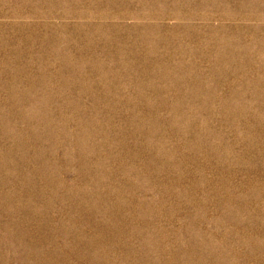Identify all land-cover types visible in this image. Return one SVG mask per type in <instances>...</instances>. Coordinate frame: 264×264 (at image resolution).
Masks as SVG:
<instances>
[{
    "label": "rangeland",
    "instance_id": "obj_1",
    "mask_svg": "<svg viewBox=\"0 0 264 264\" xmlns=\"http://www.w3.org/2000/svg\"><path fill=\"white\" fill-rule=\"evenodd\" d=\"M0 264H264V0H0Z\"/></svg>",
    "mask_w": 264,
    "mask_h": 264
}]
</instances>
